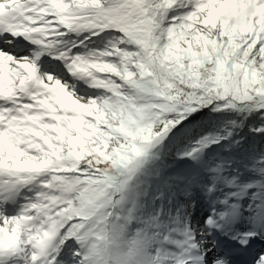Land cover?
I'll use <instances>...</instances> for the list:
<instances>
[{
	"label": "rangeland",
	"instance_id": "rangeland-1",
	"mask_svg": "<svg viewBox=\"0 0 264 264\" xmlns=\"http://www.w3.org/2000/svg\"><path fill=\"white\" fill-rule=\"evenodd\" d=\"M40 13L43 26L57 36L65 32L66 24L78 25L75 38L67 43L77 50L71 57L78 59L69 58V62L80 66L76 68L82 74L79 80L86 73L91 78L84 79L79 88L68 78H47L39 72V82L51 95L46 101L23 106L22 112H17L19 107L9 110V120H14L3 121L0 166L17 169L27 185L9 201L4 196L15 180L0 175L4 180L0 184V264H94L95 260L97 264H194V258L212 249L210 214L223 216L242 195L248 199L246 211L261 206L264 171L257 168L262 160L247 172H238L233 163L226 165L228 171L211 163L209 182L201 180L184 189L177 182L165 193H154L150 198L157 205L154 216L162 223L155 228L157 250L149 253L144 252L145 238L122 231L127 225L112 213L123 210L135 175L151 162L155 141L173 132L172 128L158 129L169 124L163 119L173 116L171 109L190 113L188 106L199 102L201 92L221 88L232 91V101L226 107L222 104V111L235 112L237 107L250 105L264 109V41L257 42L258 29L264 32V0H48ZM118 36L122 39L117 40ZM25 57L31 55L11 51L7 62L11 68ZM177 73L184 78L182 86L173 82ZM56 82L65 87L64 94L52 91ZM4 84L0 85L3 89L13 87L12 81ZM143 101L146 106L138 111ZM133 121L152 122L159 135L149 144L138 145L140 155L131 161L118 160L110 148L118 146L116 134ZM182 125L185 133L191 131ZM210 147L202 146L197 152L210 153ZM77 148L80 153L75 152ZM106 154L115 160L113 175L97 171L104 180V194L82 210L83 215L95 214L74 228L70 225L78 222L73 219L78 196L67 189L64 173L74 174L76 166ZM29 166L34 171L28 175ZM180 168L183 165L176 170ZM29 178L33 181L27 183ZM229 183H235L232 193L226 192ZM202 186L219 201L214 209L201 208V198L192 195ZM94 218L100 219L96 226H92Z\"/></svg>",
	"mask_w": 264,
	"mask_h": 264
},
{
	"label": "trees",
	"instance_id": "trees-1",
	"mask_svg": "<svg viewBox=\"0 0 264 264\" xmlns=\"http://www.w3.org/2000/svg\"><path fill=\"white\" fill-rule=\"evenodd\" d=\"M262 25L264 27V24ZM258 30L260 38L257 42L264 41L262 28ZM242 45L243 43L240 46ZM262 47L264 48V46ZM137 52L141 51L137 50ZM141 63L145 64L146 59L142 58ZM176 69L173 68V70ZM258 73L262 74L261 72ZM175 75L173 82L177 86H182L184 78L179 73ZM180 89V87L176 88L178 91ZM204 93L201 92L199 102H193L188 106L192 109L190 113H186L184 109L176 111L171 109L173 116L163 119L164 124L168 122L169 124H166L165 128L162 124L158 129L163 132L172 128L173 132L150 153L149 160L151 162L144 163L146 165V167L143 165L142 169L144 170L142 172L138 171V174L135 175L129 195H127L123 204V210L117 209L112 213V216L121 218L127 225V229L121 228L122 231L141 234L145 238L143 242L144 252L149 253V251L157 250L155 248L157 244L155 242V228L162 223V220L156 221L154 216L156 204L153 205L152 200H150L154 193H165V189L171 183L178 181V178H180V181L187 178L190 183L196 181L201 176V172L207 171L209 165L214 163L213 157L218 161L215 163H218L222 169H226L223 167V161L234 162L246 169H249L252 164H256L260 158L264 161V109L257 107V105H250L239 110L237 107L236 110L234 109L235 112L222 111L227 105L225 103L229 100L232 101V91L229 92L221 88L209 89ZM222 104L225 107H221ZM140 106L137 109L138 111L144 109L146 106L145 101ZM235 106L237 105L235 104ZM175 108L177 107L175 106ZM204 109L206 111H203ZM134 116L135 119L139 117L136 113ZM182 123L187 124L186 129L191 127V131L185 133L181 127L183 126ZM157 135H159V130L156 131V127H153L152 122H130V127L122 128L116 134L119 143L116 148H110L111 155L118 160L130 159L131 161L132 157L140 155L139 149L141 148H138V145L149 144ZM178 142H184V144L175 146ZM103 145H106V141ZM210 145H212L210 148L213 152L210 149V153H199L202 146L208 147ZM102 150L104 148L100 149V152ZM191 150L196 152L192 153ZM75 152L80 153L81 150L77 148ZM111 155L106 154L99 158H92L90 164L85 163L83 166H76L75 168H78V171H75L74 174L64 173L68 183L67 189L72 191L74 196H78L74 212L73 207L71 209V213L73 212L75 216L73 219L78 222L70 226L79 228V224L95 214L92 211L83 215L82 210L87 207L91 199H97L100 197L99 195L104 194L101 188L104 180L99 177L97 171H109L113 175L111 170L114 169L112 164L115 160L111 158ZM191 155L195 156L191 157ZM180 164L183 165V168L176 170ZM124 167H120V170H123ZM204 174L205 179H207L208 175H206V172ZM80 195L82 198H80ZM95 221H100V219L94 218L92 226H96ZM93 241L95 245L98 242L97 239ZM142 257H145V255ZM94 264H97V260Z\"/></svg>",
	"mask_w": 264,
	"mask_h": 264
},
{
	"label": "bare ground",
	"instance_id": "bare-ground-1",
	"mask_svg": "<svg viewBox=\"0 0 264 264\" xmlns=\"http://www.w3.org/2000/svg\"><path fill=\"white\" fill-rule=\"evenodd\" d=\"M66 26H69V24H67ZM47 32L55 33L51 29H49ZM2 60L3 61L0 63V85H5L4 84L5 82L7 83L8 81L9 82L13 81L17 76L21 75V69H23V67H21V66H26V64H19L17 66L12 64L11 68H13V69L11 70L9 63L6 61V58H3ZM28 65L31 66V64H28ZM77 66L80 67L79 65H71L72 73L74 70H76ZM28 70H29V68H28ZM22 77L24 79L29 78V76H27V75H24ZM33 77H34V75H33ZM38 85L41 88L38 92L31 95V96L35 95L34 97H32L31 100H25L24 98H26L27 96L18 95L16 93V90H17L16 87L13 88L15 95L20 96L19 98L24 100L21 103L22 106L21 105L19 106L17 112H22L24 108L33 106L34 104L38 103L37 101H40V99L42 101H46L48 99V97L51 95L50 90L47 89V91H46L45 88L43 87V85H41V82H39V81H38ZM53 86L54 87H53L52 91L55 92V91L59 90V93H62V94L65 93V87H63L61 84L59 85L58 82L54 83ZM4 89L0 86V97L4 96V99H8V97L12 99L13 96L10 93V92H12V88L7 90L4 87ZM35 98H37V99H35ZM3 103L8 104L7 102H3ZM0 105H5V104L0 103ZM23 106H24V108H23ZM9 110H11V107H6V108L0 109V121L1 122L4 121L3 117H6V115H8L10 113ZM7 119L8 120L6 121V124H8V122L10 120H14V117L10 118V120H9V117H7ZM15 125H18V124L16 123ZM11 130H14V129H11ZM7 142L8 143L11 142V139L8 138ZM15 168H17V167H15ZM33 171H34V169L32 166H29L26 168V173L28 175L31 174V172H33ZM17 172L18 171L14 168L7 170V169H4L2 166H0V175H2V176L4 174L10 175L11 178H13L15 180L13 186H17L18 188H16V189L20 190V189L25 188V185H27V184H24V181L20 180V178H21L20 174ZM25 181L28 183L30 181H33V179L29 178ZM30 185L32 186L33 183ZM14 190L15 189H13V192L10 191L4 197L8 198V199H14V196H16L18 193L17 191H14ZM229 219H232V220H229L230 222L222 224L220 227L221 231L224 233H230L231 232L230 234H225V235H235L236 233L240 232V233H242L243 238L250 239L253 243L257 244V243L264 241V201H262V205L259 208L251 209L248 212V214H245V215H242L238 211L234 210L232 212V215L231 214L229 215ZM237 227H239V228L237 229Z\"/></svg>",
	"mask_w": 264,
	"mask_h": 264
}]
</instances>
